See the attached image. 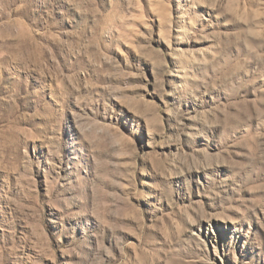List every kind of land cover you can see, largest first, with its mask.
Returning <instances> with one entry per match:
<instances>
[{
  "label": "rangeland",
  "instance_id": "374dc122",
  "mask_svg": "<svg viewBox=\"0 0 264 264\" xmlns=\"http://www.w3.org/2000/svg\"><path fill=\"white\" fill-rule=\"evenodd\" d=\"M0 264H264V0H0Z\"/></svg>",
  "mask_w": 264,
  "mask_h": 264
}]
</instances>
